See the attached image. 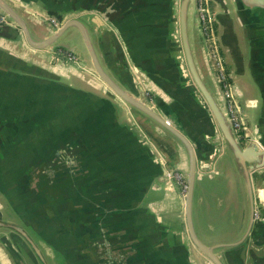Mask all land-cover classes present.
<instances>
[{"label": "water", "instance_id": "95a60500", "mask_svg": "<svg viewBox=\"0 0 264 264\" xmlns=\"http://www.w3.org/2000/svg\"><path fill=\"white\" fill-rule=\"evenodd\" d=\"M204 1L238 130L199 0H0L12 264H264V0Z\"/></svg>", "mask_w": 264, "mask_h": 264}, {"label": "built area", "instance_id": "2783aa9c", "mask_svg": "<svg viewBox=\"0 0 264 264\" xmlns=\"http://www.w3.org/2000/svg\"><path fill=\"white\" fill-rule=\"evenodd\" d=\"M205 8H206V6H205L203 0H199V9H200L201 16L203 18L202 20L204 21L203 28H204V33L206 36L207 44L210 48V53H211L212 60H213L214 65H215V70H216L218 77L220 79V83H221V86H222V89H223V92H224V95L226 98L229 114H230V117H231V120L233 123V128L235 130H238L239 124L236 120L234 112L230 108L231 104H232V99H233L231 92H230V82L226 78L225 68H224V65L222 63L221 57L219 55V52L217 50V46H216V43L214 40L213 25L208 19H205V17H204L205 15H208ZM1 22H2V19L0 18V23ZM67 59L73 60L74 58L72 56H70V57L67 56ZM173 179L181 187L182 193H184L186 190V186L183 184L181 176L178 173H175L173 175Z\"/></svg>", "mask_w": 264, "mask_h": 264}, {"label": "crops", "instance_id": "0c3cea01", "mask_svg": "<svg viewBox=\"0 0 264 264\" xmlns=\"http://www.w3.org/2000/svg\"><path fill=\"white\" fill-rule=\"evenodd\" d=\"M161 206L163 208L168 207L165 209V211L161 215L163 225L165 226L166 231L168 232V239L170 240L173 239L174 235L172 234L185 235L183 210L180 207V205L177 203V201L174 200V202L172 203H169L166 201ZM226 209H227V205L224 206L221 201L220 207L218 208L220 215L223 216ZM210 223L211 225H214L216 221L210 220ZM31 238L34 241H36V239L32 235H31ZM194 258L198 264H207L201 257L197 256V254L194 255ZM0 264H12L10 257L7 255V253L5 252L1 244H0ZM28 264H31V263L28 261Z\"/></svg>", "mask_w": 264, "mask_h": 264}, {"label": "rangeland", "instance_id": "374dc122", "mask_svg": "<svg viewBox=\"0 0 264 264\" xmlns=\"http://www.w3.org/2000/svg\"><path fill=\"white\" fill-rule=\"evenodd\" d=\"M204 4H205V6H206V12H207V14H208V11H209V6H208V3L206 2V1H204ZM68 57H70V55L69 54H66ZM74 59L73 60H68L67 58H66V60H68V61H75L76 62V58L75 57H73ZM239 85V87L241 88V89H243V86L241 85V84H238ZM233 174H235L234 172H233ZM232 180V176L227 180V181H224L223 180V182L220 184V185H222V187H227L228 186V184H230V182H231V185H234L233 184V180ZM235 181V180H234ZM238 185V184H237ZM207 188H209V186H208V184H207ZM205 194H204V196H207V194H206V191L204 192Z\"/></svg>", "mask_w": 264, "mask_h": 264}, {"label": "flooded vegetation", "instance_id": "af4514ba", "mask_svg": "<svg viewBox=\"0 0 264 264\" xmlns=\"http://www.w3.org/2000/svg\"><path fill=\"white\" fill-rule=\"evenodd\" d=\"M208 6H209V4H208ZM62 52H63L62 50H61V51L59 50V51H58V54L60 53L59 55L64 56V58H65V57L67 58V55H66L67 53H65V52L62 53ZM70 56H71V55H70ZM72 57H73V56H72ZM66 58H65V59H66Z\"/></svg>", "mask_w": 264, "mask_h": 264}, {"label": "trees", "instance_id": "16d2710c", "mask_svg": "<svg viewBox=\"0 0 264 264\" xmlns=\"http://www.w3.org/2000/svg\"><path fill=\"white\" fill-rule=\"evenodd\" d=\"M63 52H64V51H63ZM63 52H62V53H63Z\"/></svg>", "mask_w": 264, "mask_h": 264}]
</instances>
